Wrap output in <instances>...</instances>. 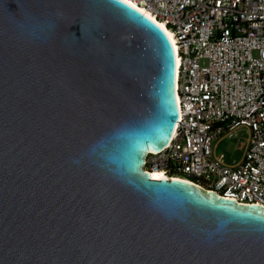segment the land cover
Here are the masks:
<instances>
[{"label": "water", "instance_id": "1", "mask_svg": "<svg viewBox=\"0 0 264 264\" xmlns=\"http://www.w3.org/2000/svg\"><path fill=\"white\" fill-rule=\"evenodd\" d=\"M131 5L0 0V264H264V205L144 169L178 64Z\"/></svg>", "mask_w": 264, "mask_h": 264}, {"label": "built area", "instance_id": "2", "mask_svg": "<svg viewBox=\"0 0 264 264\" xmlns=\"http://www.w3.org/2000/svg\"><path fill=\"white\" fill-rule=\"evenodd\" d=\"M129 1L171 33L178 60V121L144 168L264 205V0ZM243 128L244 152L229 163L212 141Z\"/></svg>", "mask_w": 264, "mask_h": 264}, {"label": "rangeland", "instance_id": "3", "mask_svg": "<svg viewBox=\"0 0 264 264\" xmlns=\"http://www.w3.org/2000/svg\"><path fill=\"white\" fill-rule=\"evenodd\" d=\"M248 133L246 129H239L235 136L231 138H221L212 141L214 152L216 154L223 153L226 161L234 163L240 161L246 146Z\"/></svg>", "mask_w": 264, "mask_h": 264}, {"label": "bare ground", "instance_id": "4", "mask_svg": "<svg viewBox=\"0 0 264 264\" xmlns=\"http://www.w3.org/2000/svg\"><path fill=\"white\" fill-rule=\"evenodd\" d=\"M127 1H129V0H127ZM129 3H130V1H129ZM141 11H143V13H146V12H144V10H141ZM147 14V13H146ZM148 15V14H147ZM162 27V26H161ZM164 29V28H163ZM165 32H166V34L170 37V39H171V41H172V43H173V38H172V35H171V33L170 32H167L166 30H165ZM173 46H174V44H173ZM174 49H175V46H174ZM178 61V60H177ZM176 99H177V97H176ZM176 103H177V100H176ZM150 175H151V177L153 178V179H158V177H161V175L162 176H166L165 174H164V172L162 171V170H160V169H154V170H152V171H150Z\"/></svg>", "mask_w": 264, "mask_h": 264}, {"label": "snow or ice", "instance_id": "5", "mask_svg": "<svg viewBox=\"0 0 264 264\" xmlns=\"http://www.w3.org/2000/svg\"><path fill=\"white\" fill-rule=\"evenodd\" d=\"M125 2H127V0H125ZM132 7H135V5H131ZM158 178H162V175H161V177H158Z\"/></svg>", "mask_w": 264, "mask_h": 264}, {"label": "clouds", "instance_id": "6", "mask_svg": "<svg viewBox=\"0 0 264 264\" xmlns=\"http://www.w3.org/2000/svg\"><path fill=\"white\" fill-rule=\"evenodd\" d=\"M170 141V140H169ZM148 155V154H147ZM147 155H146V157H147ZM146 159V158H145ZM145 169V168H144ZM147 171H149L150 172V170H147Z\"/></svg>", "mask_w": 264, "mask_h": 264}]
</instances>
